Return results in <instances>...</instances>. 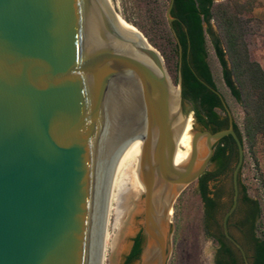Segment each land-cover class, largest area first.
<instances>
[{"label": "water", "instance_id": "obj_1", "mask_svg": "<svg viewBox=\"0 0 264 264\" xmlns=\"http://www.w3.org/2000/svg\"><path fill=\"white\" fill-rule=\"evenodd\" d=\"M149 47L121 35L112 0H0V264H95L106 208L119 189L125 208L106 264H124L139 232L142 250L131 264H166L173 203L227 136L237 162L221 225L248 264L227 228L244 158L231 113L216 92L228 128L195 130L192 117V157L181 168L156 88L171 85L131 51L167 74ZM177 88L183 112L180 75Z\"/></svg>", "mask_w": 264, "mask_h": 264}, {"label": "trees", "instance_id": "obj_2", "mask_svg": "<svg viewBox=\"0 0 264 264\" xmlns=\"http://www.w3.org/2000/svg\"><path fill=\"white\" fill-rule=\"evenodd\" d=\"M171 1L139 0V6L145 16L156 25L147 29L141 25L135 27L144 36L142 42L145 44L147 41L163 58L172 90L177 89L180 75L182 97L191 105L192 116L198 129L215 133L228 128L229 119L216 93L219 91L208 63L206 33L211 34L222 82L243 112L241 127L233 120V129L243 146L244 163L245 152L253 156L257 140L264 137V70L250 59L241 21L244 15L250 18L256 0H245L243 3L236 0H224L219 3L214 0H173L169 13L173 21L169 25L165 13ZM212 25L216 33L212 32ZM162 26L169 35L166 42L172 51L174 63L170 62L155 37L156 31ZM236 162V145L231 136L224 137L213 147L209 162L213 170L205 171L197 180V191L203 205V230L217 242L224 239L219 217L222 219L232 202V171ZM241 170L242 167L238 174V196L243 203L250 205L247 219L251 224L248 232L253 245L251 264H264L263 209L260 202L249 197L246 188L241 185ZM223 175L230 177L231 182L227 191V205L219 203L224 188L214 187L211 190L209 187L211 182ZM212 228L214 235L209 233ZM143 241L142 232H139L132 240V247L124 264H131L139 258ZM244 244L247 245L246 242ZM216 264L222 263L217 260Z\"/></svg>", "mask_w": 264, "mask_h": 264}, {"label": "rangeland", "instance_id": "obj_3", "mask_svg": "<svg viewBox=\"0 0 264 264\" xmlns=\"http://www.w3.org/2000/svg\"><path fill=\"white\" fill-rule=\"evenodd\" d=\"M138 1L139 0H112V5L116 18L129 26V31L135 39L143 41L142 39L144 36L135 26H146L147 29L149 27H154L156 23H153L150 18L145 16L146 14H144L139 6L141 4H139ZM222 1L224 0H214L215 3ZM236 1L239 3L245 2V0ZM261 9H264V0H256L250 18H248L247 15H244L241 18V21L244 26L245 41L250 59L257 62L264 70V13L260 11ZM212 32L216 33L213 25ZM168 36L169 35L163 26L155 33L158 43L161 44V47L170 62L174 63L175 59L172 55V51L166 42ZM206 48L208 53V63L218 91L228 105L232 119L238 127H241L243 120L242 109L231 98L228 90L222 82L221 69L214 54L212 37L209 33H206ZM168 78L171 82L169 76ZM176 92L177 89L173 90L174 95H176ZM171 97L172 99L168 103V106L173 109L172 103L175 96ZM183 108V112L187 115L186 118L188 123L193 125V119H190L193 117L191 105L185 102ZM194 129L199 130L196 125L194 126ZM212 170L213 167L208 164L205 171ZM240 183L246 188L249 197L260 202L264 215V137L257 140L253 149V156L249 154V152H245V160L240 172ZM230 186V177H227L226 175L220 176L215 182L209 184L211 190H213L214 187L216 189L224 188V194L219 197V203L223 205L228 204L229 198L227 196V191ZM219 220L222 219L219 217ZM170 223L173 225V228L170 235V250L166 264H206L202 259V247L204 241L210 237L206 235L203 230V205L198 195L197 182L184 187L175 199L173 203V215L170 219ZM214 232L213 228L209 230L211 235H214Z\"/></svg>", "mask_w": 264, "mask_h": 264}, {"label": "bare ground", "instance_id": "obj_4", "mask_svg": "<svg viewBox=\"0 0 264 264\" xmlns=\"http://www.w3.org/2000/svg\"><path fill=\"white\" fill-rule=\"evenodd\" d=\"M116 20L120 33L124 38H126L130 42L136 43L137 45H142L146 48H150L149 43L146 41L145 38H144L146 41L145 44L141 40L135 39L132 36L131 32L129 31L130 30L129 26L125 25L117 18ZM131 51L139 60V62L144 67L151 70L158 79L160 80L166 79L167 82L170 83L167 74L164 72V70L160 69V67L154 61H152L151 59L145 56L138 54L136 51L133 50ZM156 88L158 92V98L163 96L162 98L164 105L161 111V115H162L165 132L169 143L170 144L173 143L175 147V151L178 153L180 157V163L182 168L187 163H189L192 157L193 125H190L188 123L186 118L187 115L184 112H182L180 109V103L178 99V94H179L178 88L176 95H174L172 89H169L168 91L166 90V88L162 89L158 85H156ZM171 96H175L172 103L173 109H171L168 106V103L172 99ZM190 119L192 120V118ZM197 150H198V156L200 158V156L203 153V150L201 147H199ZM124 208H125V193L123 189H119L112 195L106 208V212L98 240V248H97V256H96L95 264H106L107 258L111 250L113 239L119 231V227H120L119 224L123 215ZM172 215H173V206L170 212L169 221Z\"/></svg>", "mask_w": 264, "mask_h": 264}, {"label": "flooded vegetation", "instance_id": "obj_5", "mask_svg": "<svg viewBox=\"0 0 264 264\" xmlns=\"http://www.w3.org/2000/svg\"><path fill=\"white\" fill-rule=\"evenodd\" d=\"M240 198L241 197L238 198L236 208L227 221V228L230 237L241 246L248 264H251L253 245L250 242V234L248 232L251 228V224L247 219L250 205L243 203ZM231 205L232 202L229 208ZM223 237L224 239H222L221 242H217L215 238H211L215 242L216 246L214 264H216L217 260L222 264H245L241 252L224 236V234ZM245 242L247 243L246 246L244 244ZM227 252H229V254Z\"/></svg>", "mask_w": 264, "mask_h": 264}, {"label": "clouds", "instance_id": "obj_6", "mask_svg": "<svg viewBox=\"0 0 264 264\" xmlns=\"http://www.w3.org/2000/svg\"><path fill=\"white\" fill-rule=\"evenodd\" d=\"M216 253L215 242L212 239H206L202 247V259L206 264H214Z\"/></svg>", "mask_w": 264, "mask_h": 264}, {"label": "crops", "instance_id": "obj_7", "mask_svg": "<svg viewBox=\"0 0 264 264\" xmlns=\"http://www.w3.org/2000/svg\"><path fill=\"white\" fill-rule=\"evenodd\" d=\"M260 11L264 13V9H261Z\"/></svg>", "mask_w": 264, "mask_h": 264}]
</instances>
